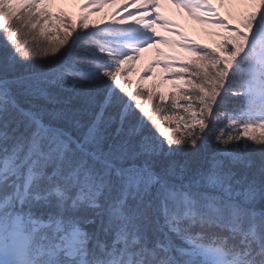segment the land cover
I'll list each match as a JSON object with an SVG mask.
<instances>
[{
    "label": "snow or ice",
    "instance_id": "6c2138e0",
    "mask_svg": "<svg viewBox=\"0 0 264 264\" xmlns=\"http://www.w3.org/2000/svg\"><path fill=\"white\" fill-rule=\"evenodd\" d=\"M173 2L222 30L214 48L181 42L197 58L173 73L177 135L163 96L153 116L117 76L177 43L156 38L157 0L138 5L142 27L80 15L39 52L27 34L55 15L47 0H0V264H264V0H239L234 26L211 0Z\"/></svg>",
    "mask_w": 264,
    "mask_h": 264
},
{
    "label": "rangeland",
    "instance_id": "374dc122",
    "mask_svg": "<svg viewBox=\"0 0 264 264\" xmlns=\"http://www.w3.org/2000/svg\"><path fill=\"white\" fill-rule=\"evenodd\" d=\"M88 2L89 0H47V11L55 14L53 15L55 22L58 20L56 16L60 13H66L67 16L65 24H60V33L55 31L54 34L49 33L47 35L48 32H43V35H47L45 38L49 40L52 37L56 41L63 39L66 25L73 19L78 22L80 15H87V20L84 22L89 25V29H96L103 25L142 27V24H136V17L144 15L142 10L138 8L143 0H136L135 3H130V0H107V2L92 4L90 7L81 9V5L88 4ZM211 4L218 10L220 17L231 26L235 25L238 14L245 10V5L240 3L239 0H211ZM154 12H158L168 22L167 28L162 26L161 21L156 22L155 31L159 34L156 38L164 37L177 43H158L136 53L137 58L131 61L130 70L125 73V81L130 80L131 88L134 89L137 85L145 87L156 76H161L159 90L162 95H166L168 91L176 89L175 84L180 83L179 78L170 75L169 68L165 67V63L173 65L167 57H177L178 55L181 57L191 53L188 48L181 46L182 41L195 42L201 46L207 45L209 48H214L220 42V37L213 33L222 30L218 27L216 18H206L204 21L194 19L185 8L173 2V0H157V7ZM129 13L132 15L129 16ZM151 19H153L152 16H144V22H149ZM48 22L45 23L48 24ZM81 24L80 21V26ZM56 25V23L53 24V26ZM25 32H27V29H25ZM37 32H40V30L33 29L27 35L38 37L39 33ZM150 34H152L151 31ZM46 44L48 43L40 45L45 48ZM192 54L195 55L194 52Z\"/></svg>",
    "mask_w": 264,
    "mask_h": 264
},
{
    "label": "trees",
    "instance_id": "16d2710c",
    "mask_svg": "<svg viewBox=\"0 0 264 264\" xmlns=\"http://www.w3.org/2000/svg\"><path fill=\"white\" fill-rule=\"evenodd\" d=\"M65 19H66V17H65ZM48 20H49V22H48ZM45 22L46 23L48 22V24H46ZM54 23H56L57 25L53 26ZM60 24L64 25L65 20L62 23L60 20H57L55 22L54 16L53 17H47L46 16V17L41 18L40 23L37 25V28H36V29L40 30V32H37V33H39L38 37L35 36V39H33V37H30L29 35H27V39L29 41V47H32L33 49H35L39 52L40 49H43L42 45H44L46 42L48 44H46L45 47H47L49 44H55V43L59 42V40H57V41L53 40L52 37H51V39L49 38V40L45 37L49 33H51V35L54 34L55 31L60 33V28H61ZM77 24H78V30L81 31L79 19H78ZM110 26L111 25H103V26H99V27H97V28L95 27V28L100 29V28H106V27H110ZM111 27H120V26L114 25ZM41 30H43V32H48L47 35H41ZM23 38H24V34L22 33L21 39H23ZM192 43L196 44L195 42H192ZM40 44H42V45H40ZM196 45L201 46L200 44H196ZM192 53H193V51H191L190 54H188V55L185 54V56H181V57H180V55H178L177 56L178 59L176 61L171 62L173 64L172 67L173 66L174 67L169 68L170 75H173V73L179 72L180 65L182 63L196 59L197 58L196 55H194ZM44 59H47V57H43L42 55H39V54L35 57V60L37 62H40ZM130 63H131V61H129L128 64L121 66L122 71L117 74L118 78L126 80L125 79L126 78L125 73H127V71H124V69L130 68ZM173 76H175V75H173ZM175 77H177V76H175ZM161 78H162L161 76H156L155 79L151 80L147 86L140 87L141 91H144V93H145L144 97L142 98V104H143V102L147 101L148 95L151 94L152 95V101L149 102V112L151 115L155 116V107L157 105L161 104L160 97L163 96V105L164 106L161 108V113H160V117H159V119L161 121V126L164 128L165 132H167L169 127H171L173 129L172 135H177L180 132H183V130H184L182 127H180L182 125V121H181L180 117L184 116V113H183L182 109H176L175 111H172L171 110V103H172L173 99L179 100V96L181 95V91H180V89L176 88V89L168 91V93L166 95H162L160 90H159ZM183 83L184 82L182 80H180V84H183ZM130 87H131V85H130ZM135 89H136V87L133 89L134 95H136ZM184 90L185 91L188 90L187 85H184ZM180 103H184V101H180ZM166 115L172 116L173 119L171 121L164 120V116H166ZM145 119H147V118H145ZM185 119H187V117H185ZM153 130L155 131V129H153Z\"/></svg>",
    "mask_w": 264,
    "mask_h": 264
}]
</instances>
